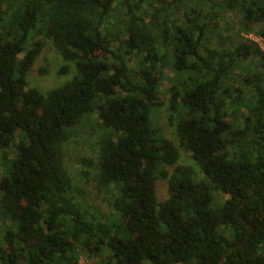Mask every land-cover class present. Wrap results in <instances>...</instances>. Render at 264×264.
Masks as SVG:
<instances>
[{
	"label": "trees",
	"instance_id": "trees-1",
	"mask_svg": "<svg viewBox=\"0 0 264 264\" xmlns=\"http://www.w3.org/2000/svg\"><path fill=\"white\" fill-rule=\"evenodd\" d=\"M227 14L247 35L264 0H0V264H264V51ZM47 41L76 75L44 94ZM165 69L178 146L153 126ZM81 132L109 213L66 168Z\"/></svg>",
	"mask_w": 264,
	"mask_h": 264
},
{
	"label": "rangeland",
	"instance_id": "rangeland-1",
	"mask_svg": "<svg viewBox=\"0 0 264 264\" xmlns=\"http://www.w3.org/2000/svg\"><path fill=\"white\" fill-rule=\"evenodd\" d=\"M232 22L235 25V29L230 33L235 44L240 43L241 38L245 37L254 43H256L264 51V37L260 33H264V26L254 25L251 31L246 35L245 33L239 37L238 22L239 16L236 14L225 15L219 23L226 24V22ZM106 60L112 61V58ZM63 68H67L66 72H61ZM76 75V68L73 63L65 62L60 53L56 50L51 41L46 42V46L43 49L42 54L37 59L35 65L29 71L27 76V82L29 88H37L42 93H47L55 88L61 87L70 82ZM174 73L169 69H165L164 76L161 79V90L163 94L159 98V105L156 107L152 114L153 126L155 129H160L162 134L168 140L172 141L178 146V139L174 124L170 120V108L168 98L170 95V89L173 82ZM65 163L66 168L73 178L74 183L85 189L89 196V202L96 204L104 213L110 212V204L102 199L101 196L95 192L96 182V166L98 158V147L96 141V135L92 136L86 132H81L73 138L65 148ZM88 160L93 162V166L84 164L82 161ZM177 166L191 167L199 173L200 178L203 176L200 174V169L196 162L191 158L190 154L180 149V160ZM170 174L173 172V168H168ZM85 172L88 173V177L85 176ZM157 198L159 202H164L169 198L168 182L164 180L157 181ZM217 199L225 201L229 199L228 196L218 194ZM82 261L83 264H97V260L93 257H89L86 253H80L78 264Z\"/></svg>",
	"mask_w": 264,
	"mask_h": 264
},
{
	"label": "built area",
	"instance_id": "built-area-1",
	"mask_svg": "<svg viewBox=\"0 0 264 264\" xmlns=\"http://www.w3.org/2000/svg\"><path fill=\"white\" fill-rule=\"evenodd\" d=\"M80 264H83V263H82V261H81V263H80Z\"/></svg>",
	"mask_w": 264,
	"mask_h": 264
},
{
	"label": "water",
	"instance_id": "water-1",
	"mask_svg": "<svg viewBox=\"0 0 264 264\" xmlns=\"http://www.w3.org/2000/svg\"><path fill=\"white\" fill-rule=\"evenodd\" d=\"M221 264H223V262Z\"/></svg>",
	"mask_w": 264,
	"mask_h": 264
}]
</instances>
